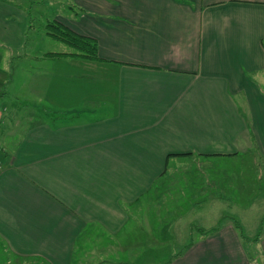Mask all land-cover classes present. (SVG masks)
Returning a JSON list of instances; mask_svg holds the SVG:
<instances>
[{
	"label": "crops",
	"instance_id": "1",
	"mask_svg": "<svg viewBox=\"0 0 264 264\" xmlns=\"http://www.w3.org/2000/svg\"><path fill=\"white\" fill-rule=\"evenodd\" d=\"M75 1L84 9L44 24L93 39L96 59L30 55L39 11L0 0V46L37 59L23 75L16 56L0 55V264L259 263L247 217L209 213L260 203L216 195L204 174L253 137L264 158V0ZM43 60L53 63L42 71ZM184 179L181 197H168ZM149 222L161 224L140 248L150 256L124 260L119 238L148 236Z\"/></svg>",
	"mask_w": 264,
	"mask_h": 264
},
{
	"label": "rangeland",
	"instance_id": "2",
	"mask_svg": "<svg viewBox=\"0 0 264 264\" xmlns=\"http://www.w3.org/2000/svg\"><path fill=\"white\" fill-rule=\"evenodd\" d=\"M17 2L18 4L16 5L20 9H35V12L39 11V16H37L39 17V21L30 20L27 23L26 36L33 43V46L29 45L28 47H26V49H29L30 55H37L43 52H48L47 54H49V52L73 51V48L57 41L54 37L48 36L45 33V31L47 32V28H46L47 23L46 24L44 23L47 17H53L54 14L59 12L63 13L65 9H84L79 2L77 3V1L75 0H17ZM28 16L33 17V12L30 13ZM39 22H41V24ZM36 32L37 33L40 32L41 35L40 38L38 37V34ZM39 40H41V42H38ZM3 49L4 47L0 46V55H3V52H5ZM6 50H8L5 52V55L7 54L6 55L7 58H9V55L16 56L17 55L15 54L16 51H18V53L20 54L22 52L23 54L25 53V49L21 51L20 48H16L15 46L8 47L6 48ZM53 55L55 57H62L63 59H65L66 57V55L64 54L62 55L53 54ZM23 58H18L16 56L13 60L12 66L14 70L17 69V72H20L23 75H27V74L30 75L32 73L31 66L32 64L36 66L35 61H37V59L34 57L26 58V59ZM11 59L12 58L10 57L9 60ZM69 60L70 59L68 58L67 61ZM56 62L59 63L58 61ZM50 63L52 64L53 61L50 62V60H43L40 66L41 70L43 71V68L47 64L50 66ZM38 71H40V68H38ZM15 76H14V80L12 75H10L7 79L8 85L10 86L11 89H13V87L14 88L18 87L21 81L19 78L17 77L15 78ZM258 80L263 83L262 88L264 90V75L261 76V78L259 77ZM16 96L17 94L15 93V91H12L8 96V98L12 101H17ZM20 96L23 97L21 95V92H20ZM238 104L242 105V103H240L239 101ZM243 111L246 113L245 109H243ZM246 147H248L246 148L247 151L245 152L242 151L236 156L216 157L215 160H213L212 165H206V167H208V172L204 174L205 176L204 178H206L209 175H211L213 179L216 178L214 183V185L216 186L214 188L216 191V195L218 196L230 195L231 199L236 200L237 202H239L240 198H242V202H245L247 204L244 209L247 208L250 202L256 201L259 202L260 204L257 205L256 207L254 206L251 209L248 208L245 211L239 210L240 207H235V206L229 207L223 204L222 206H217V207L211 206L209 214L218 215V214L228 213L229 215H234L235 218L239 217L238 220L241 221L247 217L246 219L247 230H252L253 232L252 234L255 235L254 238H249V240L250 239L254 241L256 240L258 241L259 244L260 242L264 244V235L262 236L263 234L262 232L264 231V222L262 223V221L264 220V202H263L264 201V158L262 156H259L260 151L257 148V144L252 143L251 145H247ZM187 160H191V159H187ZM204 162H206V160ZM173 163L174 162H172L171 165L174 166ZM189 166L194 167L195 164L191 163ZM194 170L197 171L196 169ZM181 176L187 178L188 175L184 176L182 174ZM201 181H203L202 177H201ZM184 182L185 179L179 180L178 185H173L172 188H169L167 192L169 195L167 194V196L181 197V194L185 190H187L186 183ZM242 184H245L247 188L245 189ZM166 186L167 185L164 183V188H166ZM203 186L205 187L203 188ZM157 187L158 189H161L162 184ZM198 188L200 189V192L206 191L207 193H209L210 191H213L212 188L211 190L209 189L207 184L199 185ZM195 193H196L195 197H199V192L196 191ZM157 208L159 207L156 206L154 212L159 211V209ZM236 208L238 209V211L236 210ZM144 210L145 207L143 208V212L146 213V211ZM154 212L153 209L147 211V213H152V214ZM260 214L263 216V218L261 219V217L259 216L261 220L259 222V219L258 218L256 219V217ZM235 218H233V220H236ZM148 225H149V229H148L149 232L147 233L148 236H146V233L142 234V231L136 229V231L134 230L132 232L133 236L129 237V240H127V237H123V236L119 238L120 240L119 243L124 242L122 246H120V244L118 245L119 248L122 247L123 249L121 256L124 258V260H128L129 258L131 260V259H135L136 257L150 256L149 253L148 254L141 253L142 251L140 248L150 246L149 241H151L153 237L158 235L161 228V224L159 226V229L155 226V223L149 222ZM134 226L136 227V224H134ZM130 228L133 229L132 226ZM164 257L166 256H161V259ZM256 264H264V256H261L259 263Z\"/></svg>",
	"mask_w": 264,
	"mask_h": 264
},
{
	"label": "trees",
	"instance_id": "3",
	"mask_svg": "<svg viewBox=\"0 0 264 264\" xmlns=\"http://www.w3.org/2000/svg\"><path fill=\"white\" fill-rule=\"evenodd\" d=\"M46 28H47V34H50L51 36L63 41L64 43H66L67 45L73 48L72 55L74 57L80 56L88 59L98 58V52H97L98 47L93 39L75 34L74 32L64 28L62 25L55 22L47 23ZM253 142L254 144H256L254 137H253ZM233 222L235 226L241 231L242 229L240 224L236 220H233ZM263 222L264 220L262 221V223Z\"/></svg>",
	"mask_w": 264,
	"mask_h": 264
},
{
	"label": "built area",
	"instance_id": "4",
	"mask_svg": "<svg viewBox=\"0 0 264 264\" xmlns=\"http://www.w3.org/2000/svg\"><path fill=\"white\" fill-rule=\"evenodd\" d=\"M2 168V164H1V162H0V169Z\"/></svg>",
	"mask_w": 264,
	"mask_h": 264
}]
</instances>
